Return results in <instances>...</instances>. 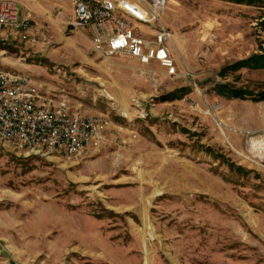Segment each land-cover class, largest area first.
Instances as JSON below:
<instances>
[{
	"label": "rangeland",
	"instance_id": "1",
	"mask_svg": "<svg viewBox=\"0 0 264 264\" xmlns=\"http://www.w3.org/2000/svg\"><path fill=\"white\" fill-rule=\"evenodd\" d=\"M15 1L47 40L0 29L1 66L108 124L74 157L0 141V264H264V68L236 63L264 0H168L174 75L95 51L69 0Z\"/></svg>",
	"mask_w": 264,
	"mask_h": 264
},
{
	"label": "built area",
	"instance_id": "2",
	"mask_svg": "<svg viewBox=\"0 0 264 264\" xmlns=\"http://www.w3.org/2000/svg\"><path fill=\"white\" fill-rule=\"evenodd\" d=\"M72 1L70 24L91 30L95 51L103 56L127 54L144 64L158 62L167 74L176 73L174 33L163 20L168 0ZM0 29L6 39L36 42L40 38V28L15 0H0ZM41 36L45 42L46 34ZM106 124L103 117L57 101L24 75L0 64V141L11 148L78 156L102 136Z\"/></svg>",
	"mask_w": 264,
	"mask_h": 264
},
{
	"label": "trees",
	"instance_id": "3",
	"mask_svg": "<svg viewBox=\"0 0 264 264\" xmlns=\"http://www.w3.org/2000/svg\"><path fill=\"white\" fill-rule=\"evenodd\" d=\"M237 2H246V3H254L258 0H235ZM264 54H253L247 59L240 60L237 63L240 66H249L252 68H264ZM236 67V64H233ZM224 94L229 93L232 97H245V92L243 90H229L227 92H223ZM257 101L264 100V91L259 93L255 98Z\"/></svg>",
	"mask_w": 264,
	"mask_h": 264
},
{
	"label": "crops",
	"instance_id": "4",
	"mask_svg": "<svg viewBox=\"0 0 264 264\" xmlns=\"http://www.w3.org/2000/svg\"><path fill=\"white\" fill-rule=\"evenodd\" d=\"M60 1L61 4L64 3L67 4V0H60ZM69 1H71L73 6L72 0ZM21 2H23L25 6L30 8L36 20H40V21L45 20L47 22L48 19H53L49 13V8H47V5H45L44 2H42L41 0H21ZM23 10L25 11L27 9L23 8Z\"/></svg>",
	"mask_w": 264,
	"mask_h": 264
}]
</instances>
